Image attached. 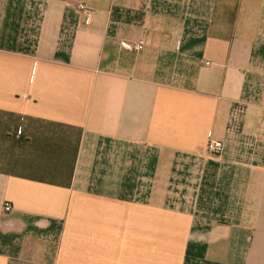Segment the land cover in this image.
Masks as SVG:
<instances>
[{"label": "crops", "instance_id": "0c3cea01", "mask_svg": "<svg viewBox=\"0 0 264 264\" xmlns=\"http://www.w3.org/2000/svg\"><path fill=\"white\" fill-rule=\"evenodd\" d=\"M0 264H264V0H0Z\"/></svg>", "mask_w": 264, "mask_h": 264}, {"label": "built area", "instance_id": "2783aa9c", "mask_svg": "<svg viewBox=\"0 0 264 264\" xmlns=\"http://www.w3.org/2000/svg\"><path fill=\"white\" fill-rule=\"evenodd\" d=\"M78 9L81 12L85 11L86 5L80 4L78 6ZM120 45L123 49L139 52L142 50L144 44L142 41L129 42V41L123 40V41H121ZM206 149L208 152H210L212 154H220L223 150V143H222V141H219V140L210 139L207 141ZM10 209H11V204L9 202H5L3 205V210L7 212Z\"/></svg>", "mask_w": 264, "mask_h": 264}]
</instances>
